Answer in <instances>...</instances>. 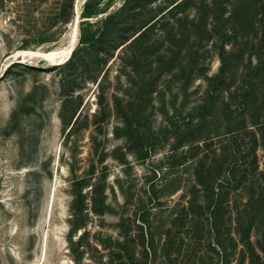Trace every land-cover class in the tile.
I'll use <instances>...</instances> for the list:
<instances>
[{
  "label": "rangeland",
  "instance_id": "obj_1",
  "mask_svg": "<svg viewBox=\"0 0 264 264\" xmlns=\"http://www.w3.org/2000/svg\"><path fill=\"white\" fill-rule=\"evenodd\" d=\"M200 161L264 264V0H0V264H172Z\"/></svg>",
  "mask_w": 264,
  "mask_h": 264
},
{
  "label": "trees",
  "instance_id": "obj_2",
  "mask_svg": "<svg viewBox=\"0 0 264 264\" xmlns=\"http://www.w3.org/2000/svg\"><path fill=\"white\" fill-rule=\"evenodd\" d=\"M258 124V123H256ZM236 129H228L234 134ZM195 184L192 186L193 197L189 201V206L181 213H177L173 220V228L176 238L180 241L175 246V256L171 259L172 264H232L231 257L236 253L238 243L243 249L240 251L241 257L237 264H242L246 259L251 264L256 263V255L251 241V232L255 220V199L253 191H247L248 200L242 206H236L234 218V230L238 234V239L231 237L232 217L227 216L228 210L225 206L227 192L220 191L218 175H214L212 168L204 166L200 161L195 168ZM219 188V189H218ZM200 193L205 197L200 201ZM186 222H189L187 227ZM187 234L191 239L208 241V248L204 251L202 245H183V235ZM152 234L149 232V241ZM152 240V239H151ZM173 245V244H172ZM148 246V251L151 250ZM163 256L167 250H161Z\"/></svg>",
  "mask_w": 264,
  "mask_h": 264
},
{
  "label": "bare ground",
  "instance_id": "obj_3",
  "mask_svg": "<svg viewBox=\"0 0 264 264\" xmlns=\"http://www.w3.org/2000/svg\"><path fill=\"white\" fill-rule=\"evenodd\" d=\"M78 29L76 28V26L74 27V35L76 36ZM76 38V37H75ZM76 40V39H75ZM75 44L72 43L71 45H69L66 48H57L55 50H53L50 53L47 54H41V52H36V54L34 53H30V55H34V56H39V57H44L46 58L48 61H50L51 63L54 62H58L63 60L68 54L70 49L74 46ZM26 54V53H25ZM34 264H40L38 262H34Z\"/></svg>",
  "mask_w": 264,
  "mask_h": 264
}]
</instances>
